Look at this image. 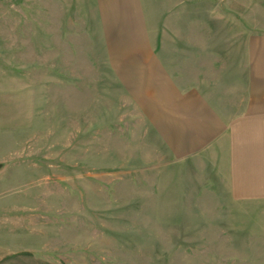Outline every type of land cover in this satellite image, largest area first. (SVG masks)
I'll return each instance as SVG.
<instances>
[{
	"label": "rangeland",
	"instance_id": "obj_1",
	"mask_svg": "<svg viewBox=\"0 0 264 264\" xmlns=\"http://www.w3.org/2000/svg\"><path fill=\"white\" fill-rule=\"evenodd\" d=\"M261 34L264 0H0V264H264L162 133L184 57Z\"/></svg>",
	"mask_w": 264,
	"mask_h": 264
},
{
	"label": "crops",
	"instance_id": "obj_2",
	"mask_svg": "<svg viewBox=\"0 0 264 264\" xmlns=\"http://www.w3.org/2000/svg\"><path fill=\"white\" fill-rule=\"evenodd\" d=\"M187 58L193 65L165 88L162 133L172 155L223 206L264 211V34L245 40L242 55Z\"/></svg>",
	"mask_w": 264,
	"mask_h": 264
}]
</instances>
